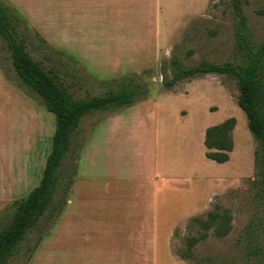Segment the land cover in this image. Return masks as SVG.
I'll return each mask as SVG.
<instances>
[{
    "label": "rangeland",
    "instance_id": "obj_1",
    "mask_svg": "<svg viewBox=\"0 0 264 264\" xmlns=\"http://www.w3.org/2000/svg\"><path fill=\"white\" fill-rule=\"evenodd\" d=\"M139 1L151 20L157 10L158 27L152 46L129 50L118 30L93 36L89 27L63 21L61 35L36 0H0L16 37L75 99L130 80L149 92L129 107L82 119L52 205L8 264H264V229L247 235L251 222H264V211L255 188L258 143L238 105L236 80L205 74L163 86L174 58L184 66L238 61L228 0ZM244 9L253 41H263L264 0H248ZM0 74L10 89L7 96L0 83L1 227L14 202L40 183L55 116L20 80L1 37ZM228 119L235 120L234 146L220 164L205 156V133ZM216 205L230 214L231 231H209L194 259L183 258L185 239L199 232L192 219H205Z\"/></svg>",
    "mask_w": 264,
    "mask_h": 264
},
{
    "label": "trees",
    "instance_id": "obj_2",
    "mask_svg": "<svg viewBox=\"0 0 264 264\" xmlns=\"http://www.w3.org/2000/svg\"><path fill=\"white\" fill-rule=\"evenodd\" d=\"M247 3L248 0H228L236 21L238 61L223 64L201 61L194 66H184L174 58L171 63L175 70L171 78L163 81V86L171 89L189 77L205 74L228 75L236 80L239 91L238 105L245 113L249 130L258 143L255 188L257 199L264 211V40L256 43L252 39L244 9ZM14 30L13 20L0 4V37L8 45L14 69L20 80L39 95L47 111L55 116V131L39 185L26 197L14 202L12 216L0 227V264H8L17 247L52 205L61 168L71 150L73 136L82 119L93 112L129 107L140 101L143 96H149L147 88L142 83L130 80L122 81L118 90L75 99L53 71L46 70L32 58L23 40L16 37ZM234 126L235 120L228 119L207 128L204 140L207 159L220 164L229 160V153L234 146L232 138ZM191 224L197 225L199 232L185 239L186 248L181 255L187 260L194 259L195 246L207 238L209 231L217 237H224L232 228L230 214L217 205L207 213L205 219L195 217ZM255 229H264L262 218L248 225L247 235L249 237L253 235ZM258 237L261 235L257 234L254 237L257 243ZM260 249L257 245L254 246V253L257 256Z\"/></svg>",
    "mask_w": 264,
    "mask_h": 264
},
{
    "label": "crops",
    "instance_id": "obj_3",
    "mask_svg": "<svg viewBox=\"0 0 264 264\" xmlns=\"http://www.w3.org/2000/svg\"><path fill=\"white\" fill-rule=\"evenodd\" d=\"M36 4L42 11L51 10L47 12L48 18L54 27L59 23L56 29L61 35L64 34L65 24L61 27L63 21L69 26L75 24L77 27L80 25L90 28L93 32H89L93 36L97 32L108 36L110 30H118L122 46L129 50H138L143 45L152 46L151 39L158 27L157 10L154 11L155 18L151 20L147 16V9L137 0H36ZM81 22L83 23L80 24ZM147 24L152 30L144 28ZM0 83L5 84V91L9 96L10 89L1 74Z\"/></svg>",
    "mask_w": 264,
    "mask_h": 264
}]
</instances>
